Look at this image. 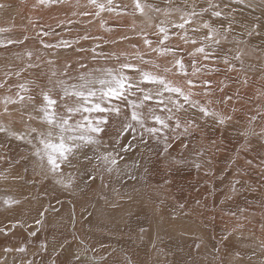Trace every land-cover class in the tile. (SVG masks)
Segmentation results:
<instances>
[{"label":"snow or ice","instance_id":"6c2138e0","mask_svg":"<svg viewBox=\"0 0 264 264\" xmlns=\"http://www.w3.org/2000/svg\"><path fill=\"white\" fill-rule=\"evenodd\" d=\"M182 2L180 6L175 0H167L162 7L156 0H131V5H117L114 0H87L85 10L72 11V16L99 18L102 13H115L143 20L145 26L138 31L133 21L134 35L122 33L111 40L87 31L71 40L63 38L62 31L57 29L71 31L68 26L79 23L72 19L57 20L55 26L40 25L34 37L27 34V29L20 36L4 35L13 31L14 24L0 27V50L10 53L0 74V151L11 150L15 142L19 149L16 163L27 171L21 162L32 160L36 175L43 179L51 176L55 184L68 190L72 181L65 178V167L87 170L91 165V172L98 167L111 172L118 169L121 153L135 149L144 156L142 148L149 153L144 159L150 163L153 152L159 159L171 156L176 143L187 148L185 140L190 142L209 119L224 131L232 127L234 114L241 111L237 106L241 104V93L239 88L229 92L233 77L227 74L239 71L235 62L242 67L245 53L238 47L227 46L243 43L236 38L237 28L241 29V36L264 35V22L259 18L251 25L243 20L237 22L234 14H239L242 0H205L204 5H197L196 0H192L191 5L188 0ZM65 4H69V0H34L32 8L51 9ZM3 7L6 5L0 3V8ZM72 7L80 8L79 0ZM173 14L176 19H169ZM160 15L164 19L160 20ZM104 23L101 19V27ZM147 29L152 31L149 33ZM105 30L113 31L112 28ZM49 37L56 39H47ZM32 39L40 47H28ZM132 40L140 43H130L131 52L105 53L100 43L94 47L84 46L88 41L117 45ZM17 46L21 50L12 51ZM62 53L65 54L63 62L58 64ZM185 57L189 58L187 63ZM160 58H164L163 63L158 62ZM102 60L106 63H101ZM112 60L116 63L109 66L107 62ZM221 63L223 68L219 66ZM221 73L225 74L224 79H213ZM236 82L248 85L246 77L237 78ZM256 99L262 102L247 113V126L238 132L244 143L237 150V157L241 151H249L250 136L264 138V91H259ZM257 120L262 122L260 133L254 127ZM105 138L111 141L112 151H100ZM153 142L155 149L151 146ZM259 158L264 164V154H259ZM93 160L97 163L93 164ZM253 162L254 159L245 160L247 165ZM172 163L180 165L184 161L173 159ZM91 172L88 175L94 181ZM235 184L232 191H236ZM56 200L57 204L63 203L59 198ZM2 204L6 212L14 213L19 210L21 201L7 196ZM48 211L57 212L58 209L50 204L40 212V217ZM35 224L41 225L42 219H36ZM76 224L73 210L65 225L71 231L51 244L49 264H124L125 261L133 264L123 249L97 255V248L78 234ZM17 226L24 225L17 220L12 227ZM0 232L6 230L0 228ZM30 234L35 237L37 232L33 230ZM98 243L100 249H106L102 241ZM40 248L47 252L49 244L42 242ZM4 251L12 252L13 249L5 248ZM15 251L24 253L27 249L17 247ZM118 251L124 258L111 260ZM66 253L67 258L61 260Z\"/></svg>","mask_w":264,"mask_h":264},{"label":"rangeland","instance_id":"374dc122","mask_svg":"<svg viewBox=\"0 0 264 264\" xmlns=\"http://www.w3.org/2000/svg\"><path fill=\"white\" fill-rule=\"evenodd\" d=\"M156 2L162 7L167 4V0ZM188 2L191 5L192 0ZM0 3L6 5L0 8V27H12L14 24L13 31L4 35L20 36L27 29V34L34 37L40 25L55 26L57 20L65 19L79 21L68 26L71 31L57 29L62 31L63 38L69 40L85 31L111 40L122 33L134 35L133 21L137 31L145 26L138 16L124 14L102 13L99 18L72 16V11L80 12L87 8V0H79L80 8L72 7L77 0H69L66 6L57 5L51 9H33L34 0H0ZM114 3L131 5V0H114ZM175 3L183 6L182 0H175ZM196 3L204 5L205 0H196ZM234 15L237 22L243 20L248 25L257 18L264 22V0H242L239 14ZM101 19L105 22L103 27ZM159 19L164 17L160 15ZM169 19L175 20L176 14ZM107 28L113 31L108 32ZM147 31L150 33L152 29ZM240 31L237 28L235 35L243 43L227 47L242 50L244 63L241 67L236 61L239 71L227 75L233 77L229 82V92L240 90L241 104L237 106L241 111L234 114L233 125L227 131L215 127L209 119L203 130L190 138V142L185 140L187 148L176 143L171 156L158 159L153 152L149 163L144 159L149 156L147 150L142 148V156L141 151L131 149L121 153L118 169L111 172L104 167L91 172V165L87 170L65 167V178L72 181L68 190L55 184L51 176L43 179L36 175L32 160L21 162L27 171L16 163L19 149L15 142H12L11 150L5 148L0 151V228L6 230L0 232V264H26L27 261L49 264L51 244L71 231L65 225L68 214L73 210L78 234L86 237L90 246L97 248V255L123 249L133 264H264V164L259 158V154H264V138L250 136L249 151H241L237 157V150L244 143L238 132L247 126V113L254 111L262 102L256 97L259 91H264V35L249 38L241 36ZM151 38L155 40L154 36ZM96 43L102 45L105 53L131 52L129 44H139L140 41H125L117 45L88 41L84 46L94 47ZM28 47L40 46L32 39ZM19 50V46L12 49ZM63 55L58 64L63 62ZM150 55L154 57L155 54ZM9 56L10 53L0 50V74ZM188 59L185 57L186 63ZM158 62L163 63L164 58ZM101 63L106 62L102 60ZM107 63L112 66L116 62ZM219 66L224 67L222 63ZM224 75L221 73L213 79H224ZM245 77L247 86L236 82L237 78L242 80ZM215 107L223 108L224 105ZM261 126L262 122L257 120L254 124L257 133H260ZM151 146L153 149L156 147L154 142ZM112 149L111 141L105 138L100 151ZM173 159L184 163L175 165ZM246 159H254L253 165H247ZM96 163L93 160V164ZM134 164L139 166L134 167ZM89 172L95 177L94 181ZM235 181L239 183L235 184ZM234 184L236 191H232ZM7 196L20 199L17 212L4 210L2 200ZM56 198L63 203L57 204ZM50 204L58 211H48L41 218L40 212ZM38 218L42 219L41 225L35 224ZM17 220L24 226L13 228L12 224ZM33 230L37 232L35 237L30 234ZM225 236L229 238L225 240ZM98 241H102L106 249H100ZM42 242L49 244L47 252L41 250ZM17 247H25L27 251L17 252ZM5 248L13 251L5 252ZM117 257L123 259V253L118 251L110 259ZM66 258L67 253L60 259Z\"/></svg>","mask_w":264,"mask_h":264},{"label":"bare ground","instance_id":"6f19581e","mask_svg":"<svg viewBox=\"0 0 264 264\" xmlns=\"http://www.w3.org/2000/svg\"><path fill=\"white\" fill-rule=\"evenodd\" d=\"M66 6V5H65ZM24 8V7H23ZM76 10V9H75ZM5 212V211H4ZM7 222V221H6ZM183 242V241H182ZM190 250V249H189ZM184 258V257H183ZM179 259V258H178Z\"/></svg>","mask_w":264,"mask_h":264}]
</instances>
